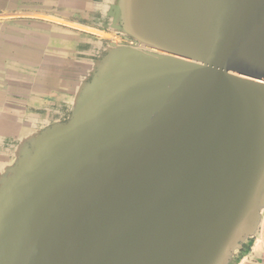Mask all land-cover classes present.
Instances as JSON below:
<instances>
[{
	"label": "water",
	"instance_id": "1",
	"mask_svg": "<svg viewBox=\"0 0 264 264\" xmlns=\"http://www.w3.org/2000/svg\"><path fill=\"white\" fill-rule=\"evenodd\" d=\"M62 122L0 146V264H231L264 212V0H102Z\"/></svg>",
	"mask_w": 264,
	"mask_h": 264
},
{
	"label": "crops",
	"instance_id": "2",
	"mask_svg": "<svg viewBox=\"0 0 264 264\" xmlns=\"http://www.w3.org/2000/svg\"><path fill=\"white\" fill-rule=\"evenodd\" d=\"M102 3L55 0L53 10L0 17V146L67 118L109 36L120 37L101 26Z\"/></svg>",
	"mask_w": 264,
	"mask_h": 264
},
{
	"label": "rangeland",
	"instance_id": "3",
	"mask_svg": "<svg viewBox=\"0 0 264 264\" xmlns=\"http://www.w3.org/2000/svg\"><path fill=\"white\" fill-rule=\"evenodd\" d=\"M54 3L55 0H0V17H6L8 15L14 14H38L43 11L53 10ZM109 38L114 40V42L116 43H129L139 46V44L135 43L131 39L125 40L121 37L115 36ZM256 245L259 246V249L257 250L255 249V247H257ZM251 249H253V251L258 254H256L255 256V253H251ZM260 249L261 244L259 239H257L256 241H254V239H248L243 244V249L234 254V259L231 264H260Z\"/></svg>",
	"mask_w": 264,
	"mask_h": 264
},
{
	"label": "built area",
	"instance_id": "4",
	"mask_svg": "<svg viewBox=\"0 0 264 264\" xmlns=\"http://www.w3.org/2000/svg\"><path fill=\"white\" fill-rule=\"evenodd\" d=\"M258 237L260 238V244H261V252H260L259 258L261 259L262 264H264V212H263L262 219H261Z\"/></svg>",
	"mask_w": 264,
	"mask_h": 264
},
{
	"label": "bare ground",
	"instance_id": "5",
	"mask_svg": "<svg viewBox=\"0 0 264 264\" xmlns=\"http://www.w3.org/2000/svg\"><path fill=\"white\" fill-rule=\"evenodd\" d=\"M88 30V29H87ZM90 30V29H89ZM95 31V30H94ZM96 32V31H95ZM94 32V33H95ZM100 32V31H99ZM98 34V33H97ZM105 35V34H104ZM101 36V35H100ZM110 37V36H109ZM133 41V40H132ZM140 46V45H139ZM7 133V132H6ZM0 168H1V166H0ZM257 239H259L260 240V238L258 237ZM256 239V240H257ZM259 242V241H258ZM257 247H255V249L257 250V249H259V246L258 245H256ZM259 252H261V249H260V251ZM251 253H255V256H256V254H258V253H256V252H254L253 251V249H251ZM260 257V256H259ZM260 260V264H262V261H261V259H259Z\"/></svg>",
	"mask_w": 264,
	"mask_h": 264
}]
</instances>
